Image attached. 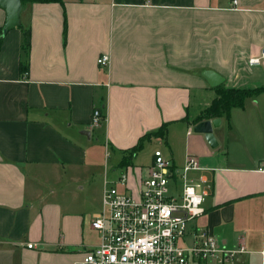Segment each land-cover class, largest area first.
Listing matches in <instances>:
<instances>
[{
	"label": "crops",
	"instance_id": "crops-1",
	"mask_svg": "<svg viewBox=\"0 0 264 264\" xmlns=\"http://www.w3.org/2000/svg\"><path fill=\"white\" fill-rule=\"evenodd\" d=\"M21 1V24L0 46V264L81 262L100 240L91 222L105 175L126 169L135 185L155 149L177 167L188 155L204 167L189 173L208 195L184 243L205 229L246 247L229 264H264V90L221 118L217 146L194 130L219 86L264 89V64L249 63L264 49V0ZM6 18L0 7V34ZM104 53L110 63L99 65ZM164 124L165 138H147L120 165Z\"/></svg>",
	"mask_w": 264,
	"mask_h": 264
},
{
	"label": "built area",
	"instance_id": "built-area-1",
	"mask_svg": "<svg viewBox=\"0 0 264 264\" xmlns=\"http://www.w3.org/2000/svg\"><path fill=\"white\" fill-rule=\"evenodd\" d=\"M110 60V54L104 53L97 62L107 65ZM249 63L264 64V49ZM103 119L101 109L95 108L92 125H99ZM203 168L194 155H188L185 164L177 167L161 149H155L147 174L137 177L135 185H131L126 169L114 178L106 174L102 209L91 222L100 240L86 250L78 264H191L195 260L223 263L246 252L244 245L227 248L205 229L194 233L191 244L184 243L189 223L205 211L206 180L189 175ZM259 170L264 171V166ZM27 247L37 245L31 242ZM260 253L264 261V243Z\"/></svg>",
	"mask_w": 264,
	"mask_h": 264
},
{
	"label": "trees",
	"instance_id": "trees-1",
	"mask_svg": "<svg viewBox=\"0 0 264 264\" xmlns=\"http://www.w3.org/2000/svg\"><path fill=\"white\" fill-rule=\"evenodd\" d=\"M41 1H54V0H41ZM4 31L0 34V46L2 43ZM30 48V32H25V40H24V49L28 53ZM264 89H232V88H224L223 86H219L217 88L218 95L216 98L211 102V104L204 110L202 114L197 118L196 121H202V120H210L214 118H222L224 116L228 117L230 114V111L233 107H242L244 105V102L247 97H250L254 95L255 93H258L259 91H262ZM167 133V126L164 124L160 127V129L156 130L155 132L144 136L140 139L137 145H135L130 151L128 152V155H125L120 163L121 166H129L133 162V157L137 152H139L144 144V141L147 138L152 137H159V138H165V135Z\"/></svg>",
	"mask_w": 264,
	"mask_h": 264
},
{
	"label": "water",
	"instance_id": "water-1",
	"mask_svg": "<svg viewBox=\"0 0 264 264\" xmlns=\"http://www.w3.org/2000/svg\"><path fill=\"white\" fill-rule=\"evenodd\" d=\"M0 7L6 10L7 18L3 28L4 33L9 29L19 26L21 24V11L22 1L21 0H0ZM204 76L207 78L212 86L220 83L221 77L213 71H206ZM221 123V118H214L205 120L195 125L194 130L196 132L205 133L209 144L212 147L217 146L218 142L214 135V128L218 127Z\"/></svg>",
	"mask_w": 264,
	"mask_h": 264
},
{
	"label": "rangeland",
	"instance_id": "rangeland-1",
	"mask_svg": "<svg viewBox=\"0 0 264 264\" xmlns=\"http://www.w3.org/2000/svg\"><path fill=\"white\" fill-rule=\"evenodd\" d=\"M160 147L166 148V145H160ZM139 155H140L139 158H137L138 161H139V163H141V164H148L150 162L152 154L150 153V151H149L148 148H147V150H145L143 153H141ZM106 159L108 161H110V163H116V160H117V158L114 157V156H112V157L110 156L109 158L107 157ZM209 264H211V263H209ZM217 264H222V263H219L218 262ZM224 264H229V262L226 261Z\"/></svg>",
	"mask_w": 264,
	"mask_h": 264
}]
</instances>
